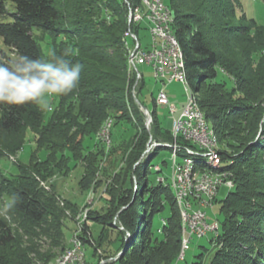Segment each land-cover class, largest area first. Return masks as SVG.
I'll use <instances>...</instances> for the list:
<instances>
[{"label": "trees", "instance_id": "1", "mask_svg": "<svg viewBox=\"0 0 264 264\" xmlns=\"http://www.w3.org/2000/svg\"><path fill=\"white\" fill-rule=\"evenodd\" d=\"M165 1L173 15L172 31L184 51L189 80L192 82L195 76L202 80L196 88L201 92L200 107L216 130L220 144L228 138V148L221 150V156L227 162L226 168L234 173L233 188L220 200L219 235L211 238L215 252L205 263L202 258L207 248L203 247L204 252L196 256L198 260L193 264H264V82L257 79L254 83L252 72H242L239 66L232 68L224 62L220 49L232 34L212 7L214 0ZM241 1L226 3L227 16L245 21L237 26L233 36L238 43L264 31V23L256 18L249 19L246 13L238 17L237 5H242ZM12 2L14 20L0 22V37L12 52L34 60L47 59L34 34V29L39 28L50 36L52 50L57 54L69 46L77 50V56L67 58L81 63L83 71L78 88L59 97L48 119L46 112L35 104L0 105V159L22 150L28 129L38 136L37 150L32 152L28 164H18L19 174L15 178H6L0 172V194L7 185L5 194L10 200L16 197L8 212L17 224L14 228L7 218L0 216V264L49 263L67 247L66 211L76 213L77 208L68 200L60 206L57 194L41 183L51 175V165L68 172L77 163L84 167L79 181L83 189L99 182L97 174L108 150L100 140L93 143L90 139L97 136L112 112L118 113L115 125L124 120L135 132L125 146L122 167L114 170L107 182L108 209L103 214L91 213V220L102 225L99 235L94 240L84 236L83 239L91 243L99 261L124 250L119 264H174L183 238L181 212L172 188L149 178L153 172L151 160L161 149L169 147H156L149 157L141 159L150 134L145 128L144 114L134 100L135 81L127 66L123 41L128 28L126 0ZM6 12L7 0H0V14ZM63 36L66 38L62 39ZM0 57L12 59L1 50ZM262 58L264 46L255 45L249 65L254 67L257 62L258 69ZM220 67L236 78V84H228L229 76L224 77ZM144 85L143 81L137 88L138 98ZM239 91L243 93L239 99L242 95L245 99L235 101ZM151 131L157 140H172L171 130L155 115ZM51 146L57 150L53 151ZM61 147L67 152H62ZM40 149L45 151L44 158L39 155ZM167 209V223L163 233L158 234L155 220ZM117 213L118 224H114ZM88 231L85 226V236ZM112 231L117 232L115 239L110 237ZM43 237L48 240L47 246Z\"/></svg>", "mask_w": 264, "mask_h": 264}, {"label": "rangeland", "instance_id": "2", "mask_svg": "<svg viewBox=\"0 0 264 264\" xmlns=\"http://www.w3.org/2000/svg\"><path fill=\"white\" fill-rule=\"evenodd\" d=\"M242 5H237V11H238V17L242 14L246 13L248 18H256L259 22L264 23V0H242ZM227 0H214L212 7L217 9V11L220 13L221 17L220 21L221 23H224L225 28L228 30L229 33H231V40H228L227 44L222 43V48L220 49L224 62L229 64L232 68L235 66H239L242 69V72L247 70L248 72H252L254 83L258 79L260 82H264V58L261 59V65L258 69H256V63H254V67L249 65L250 63V54L252 52V48L257 45L259 47L264 46V31L261 30L259 35L252 38H243L240 43H238L233 37L236 36L235 30H238L237 26H241L245 23L242 19H232L229 15L227 16V7H226ZM169 6V5H168ZM170 8V7H169ZM15 11L14 4L12 0H7V12L5 14H0V22H11L14 20V17L12 13ZM240 18V17H239ZM145 24V23H144ZM136 32L138 29H134ZM125 33V32H124ZM34 34L37 37L38 41L42 45L43 51L45 54L52 50L51 45V38L48 34L44 33L43 31L39 30V28L34 29ZM139 37L144 44H152L153 36L148 26L142 25V29L139 32ZM62 39L66 38V36L61 37ZM251 48V49H250ZM0 50L7 53L12 59L16 58L17 55L11 51V49L4 43V40L2 37H0ZM128 66V64H127ZM142 71H144L145 76V85L142 89V92L140 94V98L138 96L136 97L137 102H135L139 105V108H144L146 111L149 110L150 114L152 115V122H150L148 125L145 123V128L149 132V140L147 143V148L143 152L141 159L149 157V155L152 153L151 151H148L149 149V141L151 140V136H153L152 133V126L154 123V115L158 117L160 122L168 129H172V117L170 115V111L168 106H162L158 104L155 96L158 93V91L161 88H165V91L167 92V95L169 97V100L171 103H174L179 107L180 109L184 106L186 103V100H188V92L186 89V85L184 82L180 81H171L166 82L165 84L157 83L153 74L152 68H150L147 65L141 66ZM221 74L224 75V77L228 78V84L232 85L236 84V78L232 75H229L228 71L224 67H220ZM188 72V70H187ZM130 73V72H129ZM131 78L133 79L131 73ZM189 80V76H188ZM190 85L193 87L194 91L198 93V97H200L201 92L199 89H196L199 87L202 83L201 77L195 76L194 80L191 82L189 80ZM253 83V85H254ZM240 94H243L241 91L237 92L235 94L236 98L235 101L244 100L243 98L239 99ZM135 98V97H134ZM59 97L55 98L54 100V108L58 105ZM201 106V105H200ZM142 111V110H141ZM46 112V118L48 119V116L51 114V112ZM143 112V111H142ZM116 112H112L110 116L105 120L103 125L101 126V129L97 133V136L93 139H90L93 143L97 140H100L106 145V149L108 150V153L106 155L105 161L103 162V168L102 170L98 171L97 174V182L96 184H93L91 188L88 190H85L82 188V186L79 184L80 179L82 178V175L84 174V167L82 163H77V165L72 166V169L68 172H61L60 169H54V166H50V173L51 175L48 177L47 180L42 181V186H44L48 190H53L57 196L59 197L60 206H65V201L68 200L72 202L73 206L77 208L76 213L72 212L70 209H67V218L65 219V235H66V246L69 245V241L73 235L74 232H78L79 236L83 240V244L86 251V261L87 264H119L118 260L116 261H109L111 257H116L118 254H121V252L109 257V258H103L100 261L93 253V247L91 246V243L88 241H84L83 236L94 240V238H97L99 235L101 224L99 222L91 220V213H97V214H103L106 209H108V195L106 193V186L108 180L112 179V176L110 175L114 170V172H117L120 170V167H122V159L124 158V149L126 144L128 143V140L130 139L131 135L135 132V130L132 129L131 125L128 124L126 121H120L118 125H115L116 122ZM144 114V113H143ZM136 119L135 117H133ZM145 119V114H144ZM111 122V132L110 133V139L111 141H104L101 137V131L103 126L107 122ZM216 131V130H215ZM115 132V133H114ZM113 133L115 135H113ZM217 133V132H216ZM172 135V134H171ZM115 136L116 139H113L112 137ZM218 136V134H217ZM38 136L31 130L28 129L26 132V141L23 145L22 150L17 152L13 155H8L0 159V172L6 176V178L12 179L15 178L19 174L18 170V164H28L30 162V158L33 151L37 150V140ZM154 138V136H153ZM219 138V137H218ZM157 140L156 138H154ZM228 138H226V141L222 142L221 150H225L228 148ZM59 143H62V141H59ZM57 146V145H56ZM56 146H51L53 151L57 150ZM159 147V146H158ZM62 152L66 153L67 150H65L63 147H61ZM41 150V149H40ZM155 150V148H154ZM153 150V151H154ZM41 157H45V151L41 150L39 153ZM172 152L169 148L167 149H161L159 154L155 156L151 160V167L152 173L149 174L150 180L154 182H159L158 179L162 176H165L167 180L165 183L167 184L170 180L171 176V160H172ZM227 164V162H225ZM162 167L163 172L162 173H155V171H158L156 169L157 166ZM155 166V169L153 168ZM233 173V171H232ZM113 174V173H112ZM234 177V173H233ZM7 185H4L1 189L0 194V216L7 218L13 225L14 228L17 227L16 223L12 222L11 216L9 212H4V207L6 202L10 201V198L5 192H7L6 189ZM229 192V189L225 186L220 187L217 200L214 203V207L208 209V217L209 222H214L221 218V215L219 213L220 209V200H223ZM124 208V206L122 207ZM121 208V209H122ZM121 211V210H120ZM118 211V213L120 212ZM118 213L115 216L114 224L118 222ZM169 214V210L167 209L164 213H161L157 216L155 220V226H158L157 233L162 234L163 233V221L167 223V219L165 216ZM181 214V213H180ZM86 216V217H85ZM182 221V218H181ZM118 224V223H117ZM166 225V224H165ZM85 226L89 227V231L87 235L84 234V228ZM160 228H162L160 230ZM117 236L116 231H112L110 237L111 239H115ZM182 236H183V228H182ZM213 236L212 232H209L206 236L202 238L193 237L190 243V248L186 251L185 258L183 259L181 257L182 255V241H181V247L180 252L177 256L176 262L174 264H193L194 261L198 260L197 255H199L201 252H204L203 247L207 248V252L205 251V255L203 256L202 260L203 262H208L212 254L215 252V245L211 242V238ZM182 238V237H181ZM44 246H47L48 240L44 238ZM116 246V245H114ZM103 250V249H102ZM64 251V250H63ZM63 251L59 252L62 253ZM57 255V256H58ZM57 256L52 260L54 261ZM51 261V262H52ZM50 263V262H49ZM48 264V263H45Z\"/></svg>", "mask_w": 264, "mask_h": 264}, {"label": "built area", "instance_id": "3", "mask_svg": "<svg viewBox=\"0 0 264 264\" xmlns=\"http://www.w3.org/2000/svg\"><path fill=\"white\" fill-rule=\"evenodd\" d=\"M126 2L131 19L128 38L133 49L132 60L134 62L133 78L135 81V94L137 95L139 84L143 81L145 82L144 71L139 70L138 61L147 62V66L153 70L157 83L165 84L174 80L180 81L179 75H177V56L171 35L170 17L168 16L166 1L154 0V2H146L144 15H137L130 1L126 0ZM142 25L149 27L153 41L150 45L143 43V47H136V31L134 29L136 27L138 29L137 32H140ZM155 98H158L160 105L168 106L169 108L172 117L171 133L184 135V137L188 138L198 137L202 139V143H205L207 151L210 139L207 136V131L202 127L197 114L190 107L189 101L186 100V103L180 109L177 105L170 102L164 87L158 91ZM141 110L145 114V109L141 108ZM150 122L146 121V124L148 125ZM104 138L110 140V136ZM159 141L164 140H155L151 136L149 143ZM177 149H193L195 152H198V148H181L177 146ZM215 160L223 161L221 152L220 157H217ZM153 168L155 169V166ZM186 168L187 160L172 157V172L169 180L175 184V191L184 202L188 219V239L186 250L181 256L183 259L185 258L186 251L190 248L193 237L202 238L209 232L213 233L212 238L214 239L219 235V224L217 221L209 222L207 210L214 207L220 187L225 186L231 189L233 188L234 181L233 173L229 169L211 171V173H216V180H208V178H204L203 176V168L199 171L198 178H187ZM157 172L162 173L163 169ZM159 180H167V178L162 176ZM165 224L166 222L163 221V225ZM76 239H80V237H73L71 241L72 249L68 253H65L64 256L70 257V264L81 263V256H76ZM84 251L85 247H83ZM109 261H115V257H111Z\"/></svg>", "mask_w": 264, "mask_h": 264}, {"label": "bare ground", "instance_id": "4", "mask_svg": "<svg viewBox=\"0 0 264 264\" xmlns=\"http://www.w3.org/2000/svg\"><path fill=\"white\" fill-rule=\"evenodd\" d=\"M146 2H154V0H140V3L138 4H132V6L135 8V12L137 15H144L145 9H146ZM168 16L170 17V30L172 39L175 45V53L177 56V75H179L180 81L184 82L186 85V89L188 92V100L190 107L193 108L195 111V114H197V117L200 120V123L205 131H207V136L210 139L208 142V148L206 151V145L205 143H202V139L198 137H184V135H177L176 133L172 134V140L170 141H159V142H150L149 143V149L148 151L153 152L154 148L158 146H168L172 152L173 158H178L181 160H187V168H186V177L187 178H198L199 171H201V168H203V176L204 178H208V180H216V173H211V171H222L226 170V164L224 161H216L215 159L217 157H220V141L217 136V133L213 127V125L207 120L205 112L201 109L199 101H198V93L194 91L193 87L190 85L187 75V69H186V62H185V55L183 48L181 44L179 43L178 39L174 35L172 31V23H173V15L171 12V9L169 8L168 4ZM131 27V19H130V12L128 14V28L126 29L123 41L125 45V49L127 52V60H128V66L129 69L134 73V62L132 60L133 58V49L132 44L129 41L128 35L129 30ZM136 47H143V43L139 37V32H136ZM147 65V62L145 61H138V68L140 71H142L141 66ZM133 96L135 97V100L137 102V95L135 94V88L133 87ZM158 104L159 100L156 98ZM143 113V112H142ZM145 116L146 121L152 122V115L150 114L149 110H145ZM113 124V123H112ZM111 122H107L101 131L102 138L104 141H111L108 140V138H104L106 136H111L109 132H111ZM177 146L181 148H198V152H195L193 149H177ZM158 171H162V167L159 165L156 167ZM166 180H159V182L165 183ZM166 184V183H165ZM169 185L174 193L175 199L177 201V204L179 206L180 212H181V218H182V225H183V238H182V255L186 250L187 245V239H188V219H187V212L185 210L184 202L180 198V196L177 195V192L175 191V184L169 181L167 183ZM234 186V181H233ZM86 217V216H85ZM73 237H80L78 232H74L70 241L69 245L64 249L60 255L57 256V258L48 263V264H70V257H64L65 253H68L70 249H72V239ZM83 240L76 239V256H81V263L80 264H87L86 261V251L83 252ZM181 255V256H182ZM120 254H118L115 257V261L118 260Z\"/></svg>", "mask_w": 264, "mask_h": 264}, {"label": "clouds", "instance_id": "5", "mask_svg": "<svg viewBox=\"0 0 264 264\" xmlns=\"http://www.w3.org/2000/svg\"><path fill=\"white\" fill-rule=\"evenodd\" d=\"M78 54L69 46L61 54L50 50L47 59L34 60L24 55L14 59L0 57V105L35 104L42 111L52 112L55 98L67 96L79 86L83 65L67 58ZM15 203L13 196L6 202L4 212Z\"/></svg>", "mask_w": 264, "mask_h": 264}, {"label": "water", "instance_id": "6", "mask_svg": "<svg viewBox=\"0 0 264 264\" xmlns=\"http://www.w3.org/2000/svg\"><path fill=\"white\" fill-rule=\"evenodd\" d=\"M228 189H229V188H228ZM231 189H232V188H231ZM231 189H229V191H230ZM216 221H217V222H218V224H219V219H218V220H216ZM219 228H220V224H219ZM128 238H129V235H128ZM127 247H128V246H126V248H127ZM126 248H125V249H126ZM123 252H124V250H123V251H121V254H122ZM121 254H120V255H121Z\"/></svg>", "mask_w": 264, "mask_h": 264}]
</instances>
